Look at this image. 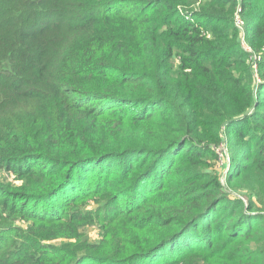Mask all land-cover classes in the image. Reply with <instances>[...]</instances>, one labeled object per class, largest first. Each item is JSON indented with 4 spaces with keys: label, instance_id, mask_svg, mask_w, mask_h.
Instances as JSON below:
<instances>
[{
    "label": "trees",
    "instance_id": "obj_1",
    "mask_svg": "<svg viewBox=\"0 0 264 264\" xmlns=\"http://www.w3.org/2000/svg\"><path fill=\"white\" fill-rule=\"evenodd\" d=\"M1 171L0 264H264V0H0Z\"/></svg>",
    "mask_w": 264,
    "mask_h": 264
},
{
    "label": "rangeland",
    "instance_id": "obj_2",
    "mask_svg": "<svg viewBox=\"0 0 264 264\" xmlns=\"http://www.w3.org/2000/svg\"><path fill=\"white\" fill-rule=\"evenodd\" d=\"M236 25H240L239 21L235 20ZM240 45L244 50L249 51L248 45L246 43V40L244 39V36H240ZM255 55H251L252 59V66L256 69V64L253 62L255 61ZM229 144L226 138L224 137V141L218 145L215 146L213 149L215 153V157L208 158V165L209 168L217 172V177L220 181L221 187L223 189V192L227 194L229 197H235L240 198L242 201L248 200V192L244 189H239L238 191L230 189V187L226 183V173L228 169V165L230 164V151H229ZM0 181L3 183L12 182L13 184L17 183V180L14 179L13 175H7L6 172H0ZM93 206V205H91ZM259 209H262L259 205H257ZM264 214V211L261 212ZM17 224H24L23 222H16ZM100 237L99 229L96 225H87L82 227L79 230V233L74 238H57L53 239L50 242L58 245L60 248L68 250L70 252V255L83 253L85 252L84 245L86 243H94L97 242ZM78 249H80L79 252Z\"/></svg>",
    "mask_w": 264,
    "mask_h": 264
}]
</instances>
